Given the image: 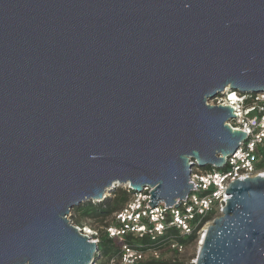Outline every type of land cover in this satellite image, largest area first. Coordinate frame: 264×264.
<instances>
[{
	"label": "water",
	"instance_id": "95a60500",
	"mask_svg": "<svg viewBox=\"0 0 264 264\" xmlns=\"http://www.w3.org/2000/svg\"><path fill=\"white\" fill-rule=\"evenodd\" d=\"M264 0H0V264H96L71 212L118 187L177 208L248 140ZM193 264H264V177L236 180Z\"/></svg>",
	"mask_w": 264,
	"mask_h": 264
},
{
	"label": "built area",
	"instance_id": "2783aa9c",
	"mask_svg": "<svg viewBox=\"0 0 264 264\" xmlns=\"http://www.w3.org/2000/svg\"><path fill=\"white\" fill-rule=\"evenodd\" d=\"M209 104L231 106L237 117L227 125L233 130L246 133L248 140L231 157L226 158L227 164L223 170L205 171L204 168H193L190 182L194 191L184 201H179L177 208H168L164 203L152 208L149 205L152 198L151 190L148 188L141 193H133L130 203L113 215V221L121 227L107 228L110 237L123 240L126 234L140 238L148 234L155 239L164 234L167 226L176 227L189 234L193 231L190 222L196 216L209 215L215 203L218 204L219 212H222L228 200L225 193L231 183L256 176L264 177V170L257 168L264 159V93L227 92L226 95L217 97ZM125 189L131 191L129 188ZM167 217L170 218L168 224ZM208 222L198 231H203L202 238L208 228L205 227ZM201 241L202 239L199 245ZM172 249L181 253L185 248L177 244L173 245ZM160 255L159 252L145 254L139 249L124 244L120 264H141L150 260H159Z\"/></svg>",
	"mask_w": 264,
	"mask_h": 264
},
{
	"label": "trees",
	"instance_id": "16d2710c",
	"mask_svg": "<svg viewBox=\"0 0 264 264\" xmlns=\"http://www.w3.org/2000/svg\"><path fill=\"white\" fill-rule=\"evenodd\" d=\"M264 154V151H263ZM258 169L264 170V159L261 164L257 165ZM205 171H213L214 168L207 167L204 168ZM132 191L128 189H117L114 194V197L107 198L104 205H98L96 203L87 202L81 206L75 208L73 211L75 215L71 216L73 223L76 226L81 225L86 219L97 220L101 223H105L109 218L113 217L114 214L124 209L133 198ZM218 204L215 203L213 211L206 217L196 216L194 220L190 222L192 228L191 233H185L182 230L167 226L164 234L162 236H157L153 239L150 235L145 234L144 237H135L131 234H126L123 237V240L118 238H112L107 232V228L110 226H115L120 228L121 225L117 224L115 221L111 223H105L102 230L101 236H98V261L96 264H111L115 262L120 264L122 261V253L124 244L131 246L135 249H139L145 254H150L152 252H159L160 254L163 251L170 250L176 255H181L177 250H171L173 245L183 246L185 249L188 247H195L198 244V231L201 226L204 225L207 221L213 219L215 216H218L219 209L217 208ZM170 218L167 217V224L169 223ZM147 224L146 221H144ZM148 225V224H147ZM149 226V225H148ZM141 264H187L183 262H170L165 260H150Z\"/></svg>",
	"mask_w": 264,
	"mask_h": 264
},
{
	"label": "rangeland",
	"instance_id": "374dc122",
	"mask_svg": "<svg viewBox=\"0 0 264 264\" xmlns=\"http://www.w3.org/2000/svg\"><path fill=\"white\" fill-rule=\"evenodd\" d=\"M223 170V169H220ZM117 189H125L124 187H118ZM117 191V190H116ZM115 192H108L105 195V198H103L101 201L98 202H93L96 203L98 205H104L106 203V199L107 198H111L114 197ZM71 215H75V212L72 211ZM221 213L218 214V216H215L213 219L209 220V222L206 224L205 227H209L212 225V222L216 219L221 217ZM71 221L72 224L74 226H76V224L73 223L72 217H68ZM114 217L109 218L105 223H111L113 221ZM105 223H101L100 221L97 220H89L86 219L84 222H82L81 225L76 226L81 233L89 236L92 240V242H97L98 243V236H101L102 234V230L104 228V224ZM198 244L195 247H188L187 249H183V252H181V255H176L173 252H171L170 250H166L163 251V253L160 255L159 260H165V261H170V262H183V263H187V264H193L194 262H196L197 259V254L199 251V241L202 239V234L203 231L198 232ZM173 250V249H171ZM99 259H97L98 261Z\"/></svg>",
	"mask_w": 264,
	"mask_h": 264
}]
</instances>
